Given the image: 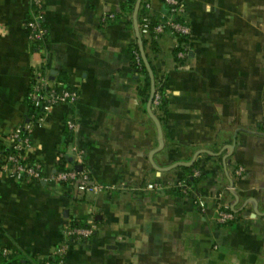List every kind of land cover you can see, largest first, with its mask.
<instances>
[{"label":"crops","instance_id":"1","mask_svg":"<svg viewBox=\"0 0 264 264\" xmlns=\"http://www.w3.org/2000/svg\"><path fill=\"white\" fill-rule=\"evenodd\" d=\"M146 1L152 23L165 24V0ZM180 2L191 29L187 58H177L180 38L169 27L153 39L157 51L147 43L159 80L167 81L166 112L153 106L162 118L160 137L139 94L143 76L132 63L138 35L128 0H46L48 35L38 44L26 29L31 1L0 0V247L6 256L44 264L66 226L95 222L96 233L71 245L66 264H264V0ZM42 59L50 76L76 86L80 98L55 107L35 129L45 177L24 184L9 172L2 139L29 117L30 72ZM68 118L76 122L72 132ZM228 145L234 148L226 167ZM201 149L221 154L197 156L201 177L193 193L183 194L175 186L181 171L166 169ZM59 154L106 189L85 195L51 180ZM239 166L245 171L237 179ZM158 181L162 190H145ZM198 194L204 208L194 203ZM221 204L235 205V220L218 221Z\"/></svg>","mask_w":264,"mask_h":264},{"label":"built area","instance_id":"2","mask_svg":"<svg viewBox=\"0 0 264 264\" xmlns=\"http://www.w3.org/2000/svg\"><path fill=\"white\" fill-rule=\"evenodd\" d=\"M30 15L26 20V29L28 39L31 43L43 41L48 35V28L44 26L46 0H30ZM169 6L170 16L165 24H153L148 13L143 14L140 19V32L149 43L157 35L164 32L166 27L172 29L180 38L177 50L179 60L186 59L189 54V38L191 29L188 23L183 21L185 7L180 0H165ZM146 8L150 9V3L146 1ZM114 17V15H111ZM136 62L140 68L143 66L142 54L139 50L134 51ZM159 90L155 92L153 106L159 108L162 104L163 97ZM80 98V91L75 87L59 79H53L50 76L48 64L42 59L33 64L30 72L28 100L30 102L31 113L27 120L11 127L4 135L3 158L8 164L11 176L19 183L31 184L41 181L45 177V162L36 155V143L34 139L35 129L42 126L47 115L59 105H72ZM66 126L69 132L76 129V122L73 118H68ZM64 154H59L57 159V168L51 174V180L61 184H71L81 194L97 195L104 191L106 187L93 181L89 170L85 167L77 168L75 166L63 163ZM244 167L239 166L235 172V178L239 179L244 174ZM192 177H201V170L193 169ZM183 194H191L194 187L182 178L175 185ZM164 183L150 182L144 187L145 190H162ZM194 203L196 206L204 208L206 206L205 198L201 195H195ZM218 221L227 223L236 219V212L229 204H221L218 207ZM97 224L95 222L80 225L71 223L64 228L62 241L57 244L51 251L44 264H66L70 253L71 245L80 239L90 237L96 233ZM3 255L7 254L6 250L0 247Z\"/></svg>","mask_w":264,"mask_h":264},{"label":"trees","instance_id":"3","mask_svg":"<svg viewBox=\"0 0 264 264\" xmlns=\"http://www.w3.org/2000/svg\"><path fill=\"white\" fill-rule=\"evenodd\" d=\"M127 6H128V9L127 10L129 12H132L135 9V0H128ZM146 13H148V15H149V9L146 8V0H142L141 5H140V8H139V11H138V21H139V24H140L141 17L143 16V14H146ZM43 24H44V26L47 27L45 21H44ZM153 24H155V23H153ZM140 38L142 39V42H143V45H144V49L146 51L147 59H148L150 65L152 67V74H153V78H154V81H155L156 90L159 91L162 88V94L164 95V93H165L164 89H165V87L167 85V81H166V79H163V81L159 80L158 70L153 67L152 60H151L149 54H147V43H148V40L145 37H143V35L141 34V32H140ZM45 39L43 41L36 42L35 44L44 43L45 42ZM134 46H135V48L137 50H139V42H137ZM151 48H152V50L157 51V47L155 46V43L152 44V47ZM131 55H132V63L134 65V67L143 76L142 83L140 84V87H139V94H140V97H141L142 102L144 104H146V103H148L149 98H150V95H151L152 77H151V74L149 73L148 69L146 68L145 63H143L142 68H140L138 66V64L136 62V59H135V56H134L133 49H131ZM159 82H162L161 83V85H162L161 87H159ZM28 105L30 106L29 100H28ZM166 106H167V97L164 96L163 99H162V104L159 107V109H161L163 112H166ZM157 118H158V120L160 122L162 121V118L160 116L157 115ZM62 162L64 163V161H62ZM194 168H195V164L192 165V166H179L176 169L181 171V175L182 176H181L180 179L187 178V181L190 184H192L194 188H196L197 187V183H198L200 177L199 178L192 177L191 171ZM78 224L85 225L84 223H79V222H78ZM0 264H22V263L18 259L12 258L10 256L3 255V254L0 253Z\"/></svg>","mask_w":264,"mask_h":264},{"label":"water","instance_id":"4","mask_svg":"<svg viewBox=\"0 0 264 264\" xmlns=\"http://www.w3.org/2000/svg\"><path fill=\"white\" fill-rule=\"evenodd\" d=\"M141 2H142V0H136L135 11H134V20H135L136 29H137V35H138V42H139L140 52L142 54V58H143V61L145 63V66L148 69V71H149V73L151 74V77H152V89H151V95H150V98H149V101H148L147 108H148V112L155 119V121H156V123L158 125L159 133H160V137H161L162 136V127H161V125H160V123H159L158 119L156 118V116L154 114V111H153V99H154V95H155V92H156V85H155V81H154L153 74H152V67H151V65H150V63H149V61L147 59V56H146V53H145V49H144V45H143L142 39L140 38V27H139V22H138V11H139ZM162 147H163V143L160 144L159 148L161 149ZM233 148H234L233 145H228L227 146V149H229L231 151L228 154L224 155V163H225L226 167H227V158L230 156L231 152L233 151ZM204 152L212 153V154H215V155L221 154V153H214V152L209 151V150L201 149V150H198L195 153L194 157L190 161H188V162H178V163L168 167L166 170L173 169V168L178 167V166H192V165H194L197 156L199 154H201V153H204ZM230 181H231V186L233 187L234 186V182H233L232 179H230ZM232 209L234 211H236L235 205L232 206Z\"/></svg>","mask_w":264,"mask_h":264}]
</instances>
